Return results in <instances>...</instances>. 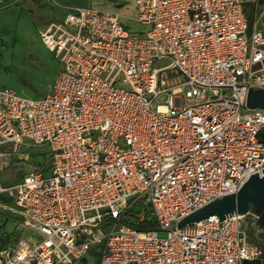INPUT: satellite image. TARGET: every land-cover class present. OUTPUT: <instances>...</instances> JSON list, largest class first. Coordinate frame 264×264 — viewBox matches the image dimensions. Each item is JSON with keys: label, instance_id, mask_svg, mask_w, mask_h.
Listing matches in <instances>:
<instances>
[{"label": "built area", "instance_id": "2783aa9c", "mask_svg": "<svg viewBox=\"0 0 264 264\" xmlns=\"http://www.w3.org/2000/svg\"><path fill=\"white\" fill-rule=\"evenodd\" d=\"M134 2L140 32L94 7L40 30L63 64L43 98L0 89V208L23 233L0 264H243L261 254L251 214L178 224L263 176L264 111L244 106L248 87L264 89V2L253 20L245 0ZM35 147L44 161L24 150ZM16 160L35 165L3 180Z\"/></svg>", "mask_w": 264, "mask_h": 264}, {"label": "rangeland", "instance_id": "374dc122", "mask_svg": "<svg viewBox=\"0 0 264 264\" xmlns=\"http://www.w3.org/2000/svg\"><path fill=\"white\" fill-rule=\"evenodd\" d=\"M244 8L253 20L261 10L264 0H245ZM94 7L120 13L123 23L131 32H140L144 27L137 18L134 0H14L0 2V89L10 88L19 97L38 100L52 89L63 64L43 43L40 30L52 21H59L71 9ZM130 18V19H129ZM132 18V19H131ZM264 27V25H261ZM165 94L160 102H165ZM25 152L33 156L34 161H44L46 148L35 147ZM42 154V155H38ZM48 154H45L47 156ZM22 171H31V166L24 164ZM15 167L2 173L3 180L16 181ZM249 235L253 242L258 238L259 228L253 225L252 216L246 217ZM21 220L17 214L0 208V253L10 250L22 238ZM167 232H159L165 238ZM75 264H96L88 257Z\"/></svg>", "mask_w": 264, "mask_h": 264}, {"label": "water", "instance_id": "95a60500", "mask_svg": "<svg viewBox=\"0 0 264 264\" xmlns=\"http://www.w3.org/2000/svg\"><path fill=\"white\" fill-rule=\"evenodd\" d=\"M249 88L246 105L249 110L264 111V89L252 90ZM263 176L259 172L251 175L242 188L235 194L216 199L193 214L184 218L179 228L199 223L211 217H217L222 222L235 215H253L256 217V226L259 228L258 238L261 241V254L257 259L243 260V264H264V170Z\"/></svg>", "mask_w": 264, "mask_h": 264}, {"label": "trees", "instance_id": "16d2710c", "mask_svg": "<svg viewBox=\"0 0 264 264\" xmlns=\"http://www.w3.org/2000/svg\"><path fill=\"white\" fill-rule=\"evenodd\" d=\"M24 164H27V165H35L33 164L32 162H28V161H13L12 164H11V167H15L16 168V171L19 173V174H22L23 171H22V168H23V165ZM10 167V168H11ZM143 227H146V226H143ZM147 227H152L154 228L155 227V224L153 222H150V224L147 226Z\"/></svg>", "mask_w": 264, "mask_h": 264}]
</instances>
